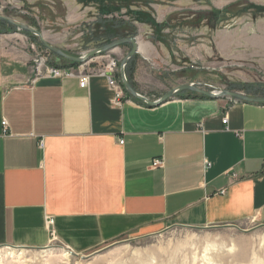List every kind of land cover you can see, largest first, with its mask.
<instances>
[{
	"label": "crops",
	"instance_id": "0c3cea01",
	"mask_svg": "<svg viewBox=\"0 0 264 264\" xmlns=\"http://www.w3.org/2000/svg\"><path fill=\"white\" fill-rule=\"evenodd\" d=\"M97 8L95 21L119 12L101 17ZM142 30L133 82L138 61L153 55ZM29 77L27 64H0V247L57 242L84 254L169 226H264V104L175 96L148 106L125 93L115 103L97 72L83 87ZM179 83L157 95L135 90L154 101Z\"/></svg>",
	"mask_w": 264,
	"mask_h": 264
},
{
	"label": "rangeland",
	"instance_id": "374dc122",
	"mask_svg": "<svg viewBox=\"0 0 264 264\" xmlns=\"http://www.w3.org/2000/svg\"><path fill=\"white\" fill-rule=\"evenodd\" d=\"M100 1L104 6L119 7L118 17L142 11V19L163 25L164 42L150 38L160 30L155 31L148 22L140 20L145 25L135 27L139 33L143 29L142 41L154 55L138 61L135 83H131L139 92L157 95L178 81L213 92L264 95V0ZM98 6L95 0H0V14L38 29L63 51L83 56L95 48L88 36L97 22L92 17ZM69 13L75 15L70 22ZM84 18H92L90 24ZM2 30L0 26V64L9 67L17 60L30 65L34 42L21 31ZM38 50L47 53L50 61L58 57L45 48L38 46ZM126 52H105L71 68L100 72L112 57L121 61ZM60 58L59 63L70 67ZM116 73L122 86L119 63ZM191 94L197 93L182 91L173 97ZM0 264H264V226L251 221L206 228L169 226L148 236L132 233L84 254H75L57 242L43 249L3 246Z\"/></svg>",
	"mask_w": 264,
	"mask_h": 264
},
{
	"label": "water",
	"instance_id": "95a60500",
	"mask_svg": "<svg viewBox=\"0 0 264 264\" xmlns=\"http://www.w3.org/2000/svg\"><path fill=\"white\" fill-rule=\"evenodd\" d=\"M0 21L13 25L15 26L18 30L21 31H28L34 36L37 37L38 41L40 44L49 52L53 53L54 55L61 57L63 59H66L67 61L71 63H78L81 64L84 62L86 59H89L93 56L100 55L105 52H110L119 45L122 44H130L131 49L130 51L122 58V60L119 63V75H120V80L123 86V89L133 98H136L137 100L145 103L148 106H156L162 103L163 101H166L167 99L173 97L176 93L182 92V91H192L194 93L200 94L205 97H210V98H221V97H227V98H232L235 101L238 102H244V103H253V104H264V96H250V95H245L242 93L238 92H232L228 90H221L219 92H213V91H208L199 88L196 84L194 83H183L179 84L177 86H174L170 90H168L166 93H164L160 98H158L155 101L149 100L145 95H142L138 93L130 84V82L127 79V76L125 74V67L129 60L138 52V44L137 40L135 38H124V39H119L116 41H113L111 43H108L106 45H103L98 48H94L90 50L89 52L85 53L83 56H75L71 55L62 49L52 45L50 42H48L43 34L35 29L34 27L27 25L23 22L17 21L14 18L5 16L0 14Z\"/></svg>",
	"mask_w": 264,
	"mask_h": 264
},
{
	"label": "built area",
	"instance_id": "2783aa9c",
	"mask_svg": "<svg viewBox=\"0 0 264 264\" xmlns=\"http://www.w3.org/2000/svg\"><path fill=\"white\" fill-rule=\"evenodd\" d=\"M31 48L33 52L30 61V77H29L30 83L34 82L35 79L41 76L47 75L55 78H77L79 80V85L83 87L87 82L88 76L93 73L87 67H82V68L75 67V69H68V67H65L64 65L62 66L55 65L49 60L47 53H45L44 51H39L38 47H36L34 44L31 45ZM89 68L92 67L89 66ZM102 68L103 70L97 73L99 75L106 77L109 87L114 90V102L119 103L120 100L123 98L125 91L123 90V87L121 86L117 77V73H116L117 63L113 58H111L105 64V66H102ZM222 121L223 123H226L227 117L224 116ZM1 124L2 127L6 128L5 120H3ZM40 146H42V143H40ZM160 165H161L160 159H155L152 161L153 167H158ZM223 191L224 190H221V193ZM47 226L49 227L50 230L51 241H56V235L52 228L53 219L51 218L47 219Z\"/></svg>",
	"mask_w": 264,
	"mask_h": 264
},
{
	"label": "trees",
	"instance_id": "16d2710c",
	"mask_svg": "<svg viewBox=\"0 0 264 264\" xmlns=\"http://www.w3.org/2000/svg\"><path fill=\"white\" fill-rule=\"evenodd\" d=\"M95 2H99V14H101L100 16L102 17L103 15H109V14H113L114 12L118 11L119 10V7H115L114 5H109V6H104V5H101V1L100 0H95ZM131 12L129 15H131L133 17L134 20L136 21H140V22H148V24H150L152 27H154L155 31L157 30H160L158 32H156L155 36L157 38V40L159 41H163L164 42V38L162 37L163 35L161 34L162 33V30H163V25L161 24H158L156 23L153 19L151 18H145V19H142L140 16L142 14H144L142 11L141 12H134L132 14V11H129ZM218 13V11H217ZM136 17V18H134ZM7 24L4 23V22H1L0 21V26L2 27L3 30L7 29L5 28ZM35 25V24H33ZM10 26V25H8ZM94 29L93 31L89 34L88 36V39H90L91 41L95 42V46L94 47H99L101 45H104V44H107L109 42H111L113 40V38H119V37H125V36H131V35H135L136 33V29L134 26H132L130 23L129 25L127 24V22L125 21H122V20H118L117 18L115 17H111L109 19H105V18H99L97 20V22L94 24ZM12 28V26H10ZM129 27V30H126V28ZM9 28V27H8ZM29 37L31 38V41L35 42L39 47H41L42 49L43 46L40 44V42L38 41V39L35 37V36H32L29 34ZM52 55V54H51ZM60 59H63V58H60ZM133 60H131L129 62V72H128V66L126 68V76L128 78V80L131 82V72H132V68H133ZM51 62L55 65H58V66H62L64 63H59V57H54V59L51 60ZM68 63H70V65H74L76 63H71L68 61ZM129 74V76H128ZM132 84V83H131ZM262 87H264L262 85ZM125 94H128L125 92ZM193 98H206L205 96H202V95H198V94H191ZM262 96V95H260ZM264 96V95H263Z\"/></svg>",
	"mask_w": 264,
	"mask_h": 264
},
{
	"label": "flooded vegetation",
	"instance_id": "af4514ba",
	"mask_svg": "<svg viewBox=\"0 0 264 264\" xmlns=\"http://www.w3.org/2000/svg\"><path fill=\"white\" fill-rule=\"evenodd\" d=\"M116 18V17H115ZM118 19V18H117ZM119 20H122V21H125V22H127V24L129 25V23L132 25V26H134V22H138V21H136V20H134L133 19V17L131 16V15H129V17H128V20H124V19H122V18H120ZM2 22V21H1ZM7 24V23H6ZM7 25H10V24H7ZM10 26H12V29L13 30H11L10 28H7V29H5L4 31L2 30V33H7V32H17V31H21V30H18L15 26H13V25H10ZM134 27H136V26H134ZM36 29V28H35ZM136 29V28H135ZM38 30V29H37ZM126 30H129V27L128 28H126ZM9 32V33H10ZM21 32H23V34H25L26 36H28L29 37V34L30 35H32V36H34L33 34H31L30 32H28V31H21ZM154 36H155V34H153ZM136 36H137V29H136V33H135V35H131V36H125V37H119V38H113V40L111 41V42H113V41H116V40H119V39H124V38H135L136 40H137V38H136ZM36 37V36H35ZM37 38V37H36ZM155 39H157L156 38V36H155ZM29 40L31 41V38L29 37ZM111 42H109V43H111ZM32 43H33V41H32ZM36 47H38V45L34 42L33 43ZM108 44V43H107ZM137 44H138V42H137ZM32 45V44H31ZM31 45H30V47H31ZM104 45H106V44H104ZM101 46H103V45H101ZM101 46H99V47H101ZM120 47H123V46H127L128 48H129V50L126 52V54L130 51V49H131V45L130 44H122V46L121 45H119ZM118 46V47H119ZM118 47H116V48H118ZM119 47V48H120ZM139 47V46H138ZM95 48H98V47H95ZM138 53V52H137ZM137 53L129 60V62L131 61V60H133L134 59V61H135V59L137 58ZM125 54V55H126ZM124 55V56H125ZM123 56V57H124ZM115 61H116V63H120V61L118 60V59H116V58H114V57H112ZM122 60V59H121ZM129 62L127 63V65H126V67H125V71H126V68H127V66L129 65ZM103 63H104V61H103ZM72 65H70V67H71ZM29 70H30V65H29ZM130 82V81H129ZM130 84H131V82H130ZM183 84V83H182ZM195 84V83H194ZM179 85V84H178ZM199 88H200V86L198 85V84H196ZM131 86H132V84H131ZM173 88V87H172ZM166 93V92H165Z\"/></svg>",
	"mask_w": 264,
	"mask_h": 264
},
{
	"label": "bare ground",
	"instance_id": "6f19581e",
	"mask_svg": "<svg viewBox=\"0 0 264 264\" xmlns=\"http://www.w3.org/2000/svg\"><path fill=\"white\" fill-rule=\"evenodd\" d=\"M68 69H74V67L73 68H71V67H68ZM242 249V248H241ZM243 252H244V250H243Z\"/></svg>",
	"mask_w": 264,
	"mask_h": 264
}]
</instances>
